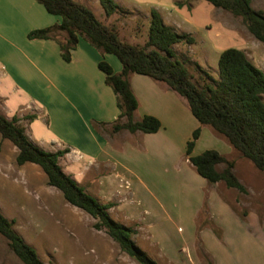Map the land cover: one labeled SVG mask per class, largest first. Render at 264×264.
Masks as SVG:
<instances>
[{"label": "rangeland", "instance_id": "rangeland-1", "mask_svg": "<svg viewBox=\"0 0 264 264\" xmlns=\"http://www.w3.org/2000/svg\"><path fill=\"white\" fill-rule=\"evenodd\" d=\"M76 1L113 28L123 41L141 48L148 41L150 13L152 10L159 12L164 24L184 37L173 50L176 59L189 71L192 81L200 87L218 84L219 58L227 49L245 51L254 66L264 73V44L248 31L241 17L205 0H114L119 9L111 17L105 15L100 0ZM251 7L264 14V0H252ZM24 87L10 78L2 80L0 113L8 119L17 116L18 125L25 128L27 135L29 131L35 144H42L47 152H53L56 136L50 128V113L45 111L49 108L40 98L42 92L39 93L38 88L28 92ZM39 110L45 111L46 115L39 117ZM31 116L37 119L30 121ZM75 126L76 133L87 134L81 123L76 122ZM198 128L201 137L196 142L195 155L215 150L235 164L234 172L247 193L229 189L224 183L209 188L219 193L242 222L251 218L248 233L253 234V239L247 240L238 227L229 222L228 215L214 209L210 214L212 200L211 194L207 193V181L186 163L181 146L178 155L170 153L168 148L163 154L161 148L155 152L140 151L134 139L125 137L126 131L115 134L111 127L105 126L102 134L114 147L130 141L137 148L136 151L129 149L122 157L124 165L137 172L135 178L123 172L128 187L112 197L104 193L99 195L96 187L91 185L96 181L97 173L93 171L96 165L93 169L88 157L84 156L75 165L70 159L63 157L60 160L67 172L78 171L86 165V178L76 177L79 186L100 203L115 205L109 210L111 219L134 229V242L156 264H214L205 252L203 240L224 264H264V173L211 127L200 125ZM61 129L63 134L70 133L66 126ZM69 142L71 147L77 143L80 151L83 149L74 138H69ZM65 149L68 148L63 147ZM16 150L0 135V211L14 223L15 231L36 250L44 264H138L105 230L94 227L95 219L67 203L60 191L48 186L40 167L30 163L18 165ZM99 168L100 173L110 170L104 165ZM117 200L121 202L120 209ZM200 204L202 208L194 221L190 215ZM150 235H154L157 244L151 241ZM217 239L224 248H216ZM0 264H23L1 235Z\"/></svg>", "mask_w": 264, "mask_h": 264}, {"label": "trees", "instance_id": "trees-1", "mask_svg": "<svg viewBox=\"0 0 264 264\" xmlns=\"http://www.w3.org/2000/svg\"><path fill=\"white\" fill-rule=\"evenodd\" d=\"M46 11L61 19L60 24L28 33L30 41L54 40L64 62L72 61V52L83 38L102 56L112 55L122 65L116 74L106 61L98 67L105 75V84L116 95L119 115L110 124L112 133L127 131L131 134H155L161 121L150 115L140 121L134 120L139 102L129 81L131 74H138L163 83L183 97L190 112L201 126H209L224 136L230 145L264 173V73L254 66L245 51L225 50L219 58V82L217 85H196L184 63L176 59L173 46L183 40L164 24L159 12L152 10L148 41L138 47L123 41L116 31L97 19L95 14L76 0H36ZM212 6L241 17L248 31L264 44V14L251 7L252 0H205ZM105 15L111 17L118 11L114 0H100ZM192 42L191 39H188ZM30 121L36 120L31 116ZM17 116L8 119L0 113V135L10 141L18 150L16 162L23 166L37 165L46 175L48 186L60 191L67 203L87 213L97 222L94 227L105 230L120 246L121 250L138 264H156L134 242L135 230L111 219L109 210L113 203L102 204L67 175L60 165V159L69 149L47 152L34 144L24 127L18 125ZM108 124H93L94 130L102 134ZM201 129L194 131L187 143L186 157L196 173L210 185L224 183L229 189L247 193L234 172L235 164L215 150H207L193 156ZM220 166H224L219 170ZM0 235L7 241L9 249L23 264H44L36 250L14 229V223L0 211Z\"/></svg>", "mask_w": 264, "mask_h": 264}, {"label": "crops", "instance_id": "crops-1", "mask_svg": "<svg viewBox=\"0 0 264 264\" xmlns=\"http://www.w3.org/2000/svg\"><path fill=\"white\" fill-rule=\"evenodd\" d=\"M60 21L59 17L50 15L36 0H0V86H2V80L10 78L12 81L25 85L24 88L28 92L30 89L37 91L38 88L39 93L42 92L40 98L49 108L45 111L50 113V128H53V135L56 136L55 142L52 143V150H54L52 153L67 147L69 153L63 159H70L71 164L74 165L78 164L84 156L88 157L93 169L96 165L93 171L97 173L95 176L97 179L91 185L96 187L99 195L104 193L115 196L128 187L129 183L123 172H127L133 178L137 174L134 169L124 165L125 160L122 159L126 151L131 148L136 151L137 148H134L130 141H124L121 147H114L103 134L94 130L93 124L104 123L109 126L117 120L119 115L116 95L105 84V75L100 71L98 64L102 60L106 61L116 74L121 73L122 66L113 58L114 56H102L83 38L80 39L77 49L72 52L70 63L64 62L61 58L56 41H30L27 38L29 32L56 26L60 24ZM129 81L139 102L134 120L137 122L144 116L150 115L158 118L162 127L157 133L147 135L140 132L131 134L126 131L125 137L134 139L140 151L155 152L154 150L161 148L160 153L163 154V151L168 148L170 153L178 155V147L181 146L186 154L187 143L200 126L190 112L187 101L169 89L167 85L149 77L131 74ZM49 89L52 91L49 92ZM45 111L39 110V117L46 115ZM76 122L81 123L84 129L86 128L87 134L75 132ZM63 126L69 128L70 133L63 134L61 129ZM28 136L35 144L29 131ZM69 138H74L83 149L80 151L77 143H74L76 147H71ZM36 145L45 150L42 144ZM194 150L192 155L196 156ZM186 163H189L187 157ZM60 165L64 172L74 178L77 183L79 181L76 177L86 178L85 164L75 172H67L61 160ZM102 165L106 170H110L100 173L99 166ZM189 165L194 169L190 163ZM207 185V193L211 194L210 200H212L210 214L214 209L228 215L229 222L236 225L247 240L253 239V234L248 233V230L251 231L248 229L249 222H252L251 218H248L246 223L242 222L219 193L214 188H209L214 185L208 183ZM107 200L111 199L107 198ZM117 203L120 209L121 202L117 200ZM201 208L202 204L191 213L192 220L195 221L198 218ZM150 238L155 244L154 235H150ZM215 241H217L216 248H222L226 242V236L224 242H221L223 244L218 239ZM203 244L206 254L214 264H224L220 261L221 257L208 247L205 240ZM223 253L227 257L225 250ZM161 255L164 257V254Z\"/></svg>", "mask_w": 264, "mask_h": 264}]
</instances>
